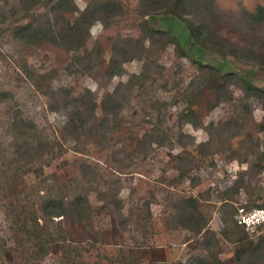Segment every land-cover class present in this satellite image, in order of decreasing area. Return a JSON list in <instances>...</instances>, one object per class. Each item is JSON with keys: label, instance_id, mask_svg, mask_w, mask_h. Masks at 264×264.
Masks as SVG:
<instances>
[{"label": "rangeland", "instance_id": "rangeland-1", "mask_svg": "<svg viewBox=\"0 0 264 264\" xmlns=\"http://www.w3.org/2000/svg\"><path fill=\"white\" fill-rule=\"evenodd\" d=\"M259 6L0 0V264H264L232 218L264 200V99L232 83L264 92Z\"/></svg>", "mask_w": 264, "mask_h": 264}, {"label": "trees", "instance_id": "trees-1", "mask_svg": "<svg viewBox=\"0 0 264 264\" xmlns=\"http://www.w3.org/2000/svg\"><path fill=\"white\" fill-rule=\"evenodd\" d=\"M48 1L50 2L51 0H48ZM263 12H264V6H259L256 9V11L250 15V17L254 21L258 22L259 19L262 16ZM82 15H85V14L83 13ZM80 30L81 29L79 27V22L73 23L72 25L68 23L67 26H66V28H65V33L63 34V37L66 38L67 40L71 41L72 43H74V42L81 43L82 38H81V33H79ZM203 33L204 32L200 29V27H198V29L194 31V36L196 38H198V36L203 35ZM175 45L177 47H179V44H178L177 41L175 42ZM202 67H205V66H202ZM227 76H228V78L231 77L230 74H228ZM232 83L234 85H237L243 91V93L246 96L263 97V99H264V92L261 89H259V88H256L254 86H247L240 79H236ZM226 91H227V89H226ZM94 107H95V104L93 102H91L90 106L88 107V110L90 111V110L94 109ZM31 129L33 131H35L34 130V126L31 127ZM38 142H39V144L35 148L30 147L29 142H25L24 145H22V146L19 145V144H16V146L20 149L18 151V155L20 157H23V156H26V155L32 156L31 150H33L35 153L40 154L39 156H34V157H40V156H42V154L45 153V148L49 147L50 145H48L47 142H42L41 140L38 141ZM37 159H39V158H37ZM9 165H15L14 164V161H9ZM19 167H20V165H16L13 168L17 170ZM8 171H10L13 176L15 175L14 173H16V172H14L15 170L13 171V169L11 170L8 167V170L7 171L6 170H2L3 175H5ZM79 200H82V199L79 198ZM186 201L189 202V205H190L191 210H192V211H189L188 212V219L194 218V216H193L194 215V212H196V211L198 212L197 207H196V204H195L196 203V200H195V198H188ZM246 205L248 207H251V206H255L256 204L247 203ZM41 209L44 211V216L43 217L46 218V219L43 218L44 220L52 219L53 217H60V216L64 215V213H65V210H64V208L62 206V203L60 201H56V200H48V201L44 202L43 205H41ZM236 209H237V205H235V209H234V213L233 214H235ZM198 216H201V214L198 213ZM232 218H233L234 224L242 232H244L245 234H247L245 230H243L241 227H239L236 224V222L234 220V215H232ZM34 221H35L36 224H38L36 218H34ZM23 223H25L27 225V223L25 221ZM205 225H206V223L204 222V220L201 219L200 223H198L197 226H196V233L197 234H200V232L205 229ZM49 241L50 242H49V246L48 247H52L51 245H53L54 240L52 239V240H49ZM46 242H48V241H46V240H43V241L42 240H37L35 242V246H38L39 251L41 250V251H43V253H46V250H47L45 248Z\"/></svg>", "mask_w": 264, "mask_h": 264}, {"label": "built area", "instance_id": "built-area-1", "mask_svg": "<svg viewBox=\"0 0 264 264\" xmlns=\"http://www.w3.org/2000/svg\"><path fill=\"white\" fill-rule=\"evenodd\" d=\"M247 202L237 204L234 214L236 224L249 234L264 231V200L248 207Z\"/></svg>", "mask_w": 264, "mask_h": 264}]
</instances>
